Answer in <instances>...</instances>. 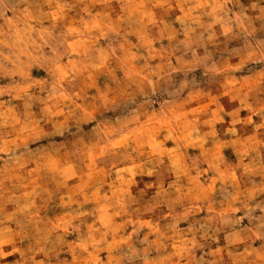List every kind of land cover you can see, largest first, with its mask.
Masks as SVG:
<instances>
[{
    "label": "rangeland",
    "instance_id": "1",
    "mask_svg": "<svg viewBox=\"0 0 264 264\" xmlns=\"http://www.w3.org/2000/svg\"><path fill=\"white\" fill-rule=\"evenodd\" d=\"M0 264H264V0H0Z\"/></svg>",
    "mask_w": 264,
    "mask_h": 264
}]
</instances>
